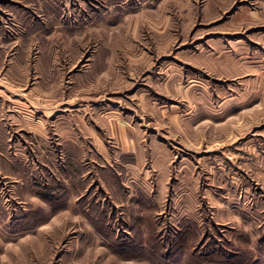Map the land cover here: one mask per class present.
I'll use <instances>...</instances> for the list:
<instances>
[{
  "label": "rangeland",
  "instance_id": "rangeland-1",
  "mask_svg": "<svg viewBox=\"0 0 264 264\" xmlns=\"http://www.w3.org/2000/svg\"><path fill=\"white\" fill-rule=\"evenodd\" d=\"M58 2L73 31L48 37L50 85L39 38L0 85V264H264V0ZM119 97L143 151L110 136Z\"/></svg>",
  "mask_w": 264,
  "mask_h": 264
},
{
  "label": "crops",
  "instance_id": "crops-1",
  "mask_svg": "<svg viewBox=\"0 0 264 264\" xmlns=\"http://www.w3.org/2000/svg\"><path fill=\"white\" fill-rule=\"evenodd\" d=\"M59 4L60 3L58 2V0H0V85H12L16 83L19 84L18 81L14 80V78L12 79V77L10 76V74L12 75V72L10 70L15 71L17 69H26L25 64L27 63V56L25 54H28V52L30 51V47H32L30 42L35 38H39V47H41L42 50V65L40 70L41 75L43 77L42 85H50L49 79L51 78L52 69V59L50 55L55 51L52 46L53 41L50 40V38L48 37L50 36V34H54L53 37L64 36L67 31H73V26L69 25L70 23L67 22L68 20H66V18L61 19L64 14ZM35 10L38 11V13H35ZM119 14H122V12H120ZM124 14L125 12H123L122 17L124 16ZM117 15L118 14L115 13L113 17L116 18ZM9 54L11 55L9 56ZM14 54L15 56H12ZM4 62H8V71L6 72L3 71L4 67L6 66ZM53 66H55L53 67L54 71L60 69L57 67L56 64H53ZM60 73L61 72L59 70L57 74L58 78H60ZM167 73V82H172L174 78L178 79V68L175 67L173 69H170ZM151 74L154 73L151 72L150 75ZM78 77V83H91L92 71L87 70L85 74L82 73L77 76V79ZM174 84L175 85L171 88L174 90V93H179L180 89L176 87L179 82H174ZM164 85L166 87V85L168 84L163 83L162 88L158 86L157 89L159 91H163ZM49 90L50 89L48 88V94L47 92L44 93V91H42L43 93L41 94L43 96L42 103L46 111H48V109L50 110L51 94ZM185 92L184 95L189 96V90L186 89ZM25 95L26 93L23 94V96ZM135 97L136 99L134 101H136V105H138V107L142 111H144V113H147V110L149 111L150 109L148 108L147 104L151 108L157 107L158 109H160L162 107V105L158 106V99L154 96H150L148 93L140 92V95ZM120 99L116 101H112L110 99V103L113 104L114 107V109L110 110V136H113L115 138L117 144L119 145V147H121V150L124 152L136 150L143 151V148L147 145V143H143L141 139H138V136L140 135L141 130H145V123L142 124L143 128H140L142 127V125L138 126L137 123H132V117L128 115L130 112V110L128 109L130 107L123 106L122 104L118 105V103H122V100L126 102L127 99ZM128 104L130 105L132 103L130 102ZM124 109H127L128 112L124 111ZM165 112H167L166 109ZM136 113L132 114L135 119L142 118V115H138V113ZM168 115H170L171 118L177 119L176 116L179 115V112L177 111L174 114L166 113V117H168ZM27 125L34 129L37 134L42 137H45V133H47V131L46 125L43 121L39 120V122L36 123L32 119L28 121Z\"/></svg>",
  "mask_w": 264,
  "mask_h": 264
},
{
  "label": "trees",
  "instance_id": "trees-1",
  "mask_svg": "<svg viewBox=\"0 0 264 264\" xmlns=\"http://www.w3.org/2000/svg\"><path fill=\"white\" fill-rule=\"evenodd\" d=\"M192 234H193V238H187V237H185V240L183 241V240H180L178 243H176V241L175 242H172L171 240L170 241H168V242H166V243H164L163 245H161L160 247H163V246H165V248L166 247H168L169 246V249H171V248H179V247H181L182 246V242H188V244L191 246L192 244H195L196 242L198 243V241H197V238H195L196 237V234H195V232L193 231L192 232ZM249 235V234H248ZM248 238H249V236H247ZM125 238H127V236L125 237ZM117 240V239H116ZM118 240H121V239H118ZM117 240V241H118ZM123 240H125V239H123ZM136 240V243H138V245H142V243H143V241H140V240H137V239H135ZM178 240V239H177ZM203 244V242L201 243V245ZM148 244H144L143 245V250L142 251H145V250H147V248H146V246H147ZM159 244H157V246H158ZM170 245H172V246H170ZM150 245H148L147 247H149ZM155 246H156V244H155ZM260 247L262 248V250L264 251V237L260 240ZM245 250V249H244ZM178 251V250H177ZM193 251H194V249H193ZM176 253V252H175ZM195 253H197V251L195 250ZM245 253L247 254V257L246 258H253V256H252V250H246L245 251ZM238 254V253H237ZM236 254V255H237ZM241 254H243V253H241ZM203 255H205V256H218V257H220V258H225L226 256V254L223 252V250L220 248V247H216V246H214L213 248H211L210 250H208L207 252H204L203 253ZM235 254H232V256H234ZM235 255V256H236ZM188 256H190V253H188L187 252V257ZM192 256V255H191ZM232 256H230V258L232 257ZM187 257H185V258H187ZM229 257V256H228ZM184 258V259H185ZM187 262H185V263H183V264H186Z\"/></svg>",
  "mask_w": 264,
  "mask_h": 264
},
{
  "label": "bare ground",
  "instance_id": "bare-ground-1",
  "mask_svg": "<svg viewBox=\"0 0 264 264\" xmlns=\"http://www.w3.org/2000/svg\"><path fill=\"white\" fill-rule=\"evenodd\" d=\"M141 21H142V20H141ZM141 21H140V22H141ZM129 23H130V22H129ZM138 23H139V22H138ZM139 24H140V23H139ZM160 24H161V23H160ZM126 29H127V28H126ZM153 29H154V28H153Z\"/></svg>",
  "mask_w": 264,
  "mask_h": 264
}]
</instances>
